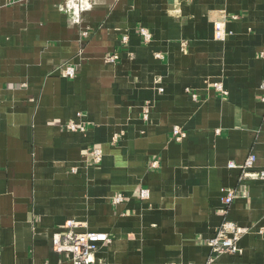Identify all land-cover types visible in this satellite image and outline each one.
Returning a JSON list of instances; mask_svg holds the SVG:
<instances>
[{"label":"crops","instance_id":"0c3cea01","mask_svg":"<svg viewBox=\"0 0 264 264\" xmlns=\"http://www.w3.org/2000/svg\"><path fill=\"white\" fill-rule=\"evenodd\" d=\"M263 82L264 0H0L1 264H73L68 220L110 235L91 264H205L228 188L249 230L211 264H264Z\"/></svg>","mask_w":264,"mask_h":264},{"label":"built area","instance_id":"2783aa9c","mask_svg":"<svg viewBox=\"0 0 264 264\" xmlns=\"http://www.w3.org/2000/svg\"><path fill=\"white\" fill-rule=\"evenodd\" d=\"M7 3H15L18 0H5ZM140 34L142 35L145 42H150L152 39V33L148 28L142 27L140 30ZM231 31L226 28V22L224 20H217L214 26V37L217 40H225ZM127 37L123 38V41H127ZM186 42L182 43L184 47ZM158 58H162L161 53H156ZM117 57L114 55L112 58ZM63 73L66 76L74 77L76 75V69L74 65H67ZM214 88L221 92L226 93V90L222 84V82H215ZM262 88H264V82L262 83ZM163 91V88L160 89ZM193 98L196 99L197 95L193 94ZM149 106L145 109V116L148 117ZM84 114L79 112L77 114V119L70 120L66 122V127L71 131H80L84 132L86 130V124L84 122ZM173 139L176 141H182L187 137L186 131L180 126H175L172 130ZM117 139V136L114 137ZM91 160L95 163H98L102 160L103 151L100 148H94L92 150ZM256 154L251 153L243 164L240 165L243 174H246L256 162ZM229 167H237L234 162H230L228 164ZM256 177L264 178V170L256 173ZM147 193V194H146ZM239 190L236 188H228L226 189V193L222 198V202L225 206L224 208V218L217 228L215 235L208 240V245L211 248L212 254L208 258L205 264H211L218 255L224 253L237 254L241 252L239 246V240L243 234H245L249 228L246 226H241L233 220L228 218L229 208L234 202V200L238 197ZM140 196L143 199H147L150 196L149 189H141ZM124 200V196L121 194L116 195L114 197L115 203H121ZM83 226L80 223L75 222L74 220H68L66 222V227L68 231L66 233H56L52 239V247L53 250L59 253H67L70 255V258L73 264H91L95 260V255L98 250L107 243L111 242V237L106 232H97L90 230H79L78 228ZM102 237V239H101ZM0 264H1V254H0ZM48 264V263H43ZM193 264V263H189Z\"/></svg>","mask_w":264,"mask_h":264},{"label":"clouds","instance_id":"9594fccd","mask_svg":"<svg viewBox=\"0 0 264 264\" xmlns=\"http://www.w3.org/2000/svg\"><path fill=\"white\" fill-rule=\"evenodd\" d=\"M70 7L72 6L71 4L69 5ZM90 5L89 4H87V3H84L83 5H82V7H84V8H88ZM147 194V193H146Z\"/></svg>","mask_w":264,"mask_h":264},{"label":"snow or ice","instance_id":"6c2138e0","mask_svg":"<svg viewBox=\"0 0 264 264\" xmlns=\"http://www.w3.org/2000/svg\"><path fill=\"white\" fill-rule=\"evenodd\" d=\"M89 7H91V6H89ZM101 239H102V237H101Z\"/></svg>","mask_w":264,"mask_h":264}]
</instances>
